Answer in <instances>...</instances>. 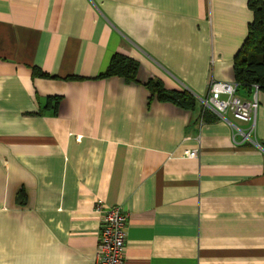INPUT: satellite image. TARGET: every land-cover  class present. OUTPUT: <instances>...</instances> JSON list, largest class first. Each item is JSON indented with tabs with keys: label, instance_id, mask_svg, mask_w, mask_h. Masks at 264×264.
Listing matches in <instances>:
<instances>
[{
	"label": "crops",
	"instance_id": "1",
	"mask_svg": "<svg viewBox=\"0 0 264 264\" xmlns=\"http://www.w3.org/2000/svg\"><path fill=\"white\" fill-rule=\"evenodd\" d=\"M248 4L0 0V264H96L98 202L128 214L125 264H264V89L253 142L203 104L236 82ZM116 54L139 82L101 78Z\"/></svg>",
	"mask_w": 264,
	"mask_h": 264
},
{
	"label": "trees",
	"instance_id": "2",
	"mask_svg": "<svg viewBox=\"0 0 264 264\" xmlns=\"http://www.w3.org/2000/svg\"><path fill=\"white\" fill-rule=\"evenodd\" d=\"M249 8L254 13V20L249 26L248 36L237 53L234 60L236 83L240 90H246L250 95L253 87L264 89V0H249ZM141 65L138 61L116 54L111 64L101 78L120 77L129 83L139 82ZM37 76H46L42 72L35 71ZM47 77V76H46ZM146 87L151 93V98L161 102L173 103L182 108H194L196 98L188 91H168L160 80L152 79ZM242 98V97H241ZM58 97L51 100H58ZM208 110L203 112L204 121L209 120Z\"/></svg>",
	"mask_w": 264,
	"mask_h": 264
},
{
	"label": "built area",
	"instance_id": "3",
	"mask_svg": "<svg viewBox=\"0 0 264 264\" xmlns=\"http://www.w3.org/2000/svg\"><path fill=\"white\" fill-rule=\"evenodd\" d=\"M239 84L236 82H212L209 96L203 101L206 108L217 116L225 119L232 114L236 119L249 122L251 126L238 131L244 136V141L253 142L256 115L259 109L257 99L259 86L253 87L252 100H244L238 95ZM188 157L199 156V150L188 151ZM100 217V230L97 244L96 264H125L126 243L128 239V214L120 206L107 207L98 202L95 207Z\"/></svg>",
	"mask_w": 264,
	"mask_h": 264
},
{
	"label": "rangeland",
	"instance_id": "4",
	"mask_svg": "<svg viewBox=\"0 0 264 264\" xmlns=\"http://www.w3.org/2000/svg\"><path fill=\"white\" fill-rule=\"evenodd\" d=\"M243 93L244 91L240 90L238 95L243 98L244 97Z\"/></svg>",
	"mask_w": 264,
	"mask_h": 264
}]
</instances>
